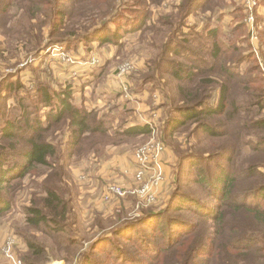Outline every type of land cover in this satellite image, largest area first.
Instances as JSON below:
<instances>
[{
    "label": "rangeland",
    "instance_id": "374dc122",
    "mask_svg": "<svg viewBox=\"0 0 264 264\" xmlns=\"http://www.w3.org/2000/svg\"><path fill=\"white\" fill-rule=\"evenodd\" d=\"M31 1L32 4L11 0L7 17L0 15V156L13 143L2 140L9 126L14 125L17 133L26 123L44 125L45 113L54 109L44 108L38 87L62 95L68 93L74 107L93 110L94 118L108 129L110 125L119 129L125 124L146 125L149 132L114 138V143L105 138L97 148L90 147L92 141L70 148L65 145V126H52L43 134L55 148L49 166L31 170L24 178L4 186L5 194L0 189V201L11 203L10 210L0 216V264H10L4 253L9 241L14 257L30 264H125L132 258L140 264H150L143 254L148 248L156 251L157 237L151 234L152 229L160 217L176 222L182 216L170 212L171 200L201 191L191 184L201 169L197 159L209 152L221 162L232 160L234 173L242 174L248 166L256 165L264 177V153L253 152L254 148L264 150V127H256L258 122L264 124V61L258 56L260 48L264 51V39L259 37L260 33L264 35V0H203L202 6L206 4L201 9L197 7L199 0H194L193 5L186 0H117L114 5L111 0H88L72 6L60 0L55 1L53 9L41 6L38 0ZM71 8L74 14L89 9L87 17L75 22V28L87 31L101 26L103 21L107 28L84 42L68 43L71 49L66 50V43L55 44L46 37L49 18L63 22L58 11ZM141 21L143 32L127 35L120 47L99 43L117 26L128 30ZM204 23L220 33H230L227 39L234 42L236 50L225 54L230 58L228 63L246 56L237 70L242 75L235 74L230 83V100L238 104L242 113L234 123L222 125L223 117L210 122L217 125L219 133H227L218 139L201 132L195 135L193 125L170 136L167 123L173 113L169 109L182 104L177 95L172 96L175 84L168 73L176 65L194 64L190 58L197 57L203 46L201 38L192 31H201ZM173 37L179 41L167 40ZM186 38L191 42L187 44ZM166 42H176L175 54H163ZM123 64H129L131 70L117 77L116 69ZM216 89L211 87L212 103L217 98ZM66 121L65 118L62 122ZM145 148L153 155L141 164L135 154ZM18 161L21 160L8 157L3 163L14 166ZM141 169L139 180L136 176ZM259 181L264 184V179ZM249 184L242 178L235 195L247 196ZM108 187H116L122 194H109ZM50 188L60 195L65 208L33 226L27 221V210L40 208ZM183 216L188 226L198 222L197 216ZM128 224L117 237L115 232ZM256 233L264 237V227ZM28 243L37 249L29 251Z\"/></svg>",
    "mask_w": 264,
    "mask_h": 264
},
{
    "label": "trees",
    "instance_id": "16d2710c",
    "mask_svg": "<svg viewBox=\"0 0 264 264\" xmlns=\"http://www.w3.org/2000/svg\"><path fill=\"white\" fill-rule=\"evenodd\" d=\"M27 1L29 4L33 2ZM38 1L41 6H49L53 9L56 7L55 1L60 0H51L50 3ZM61 1L66 6H72L76 2L81 3L88 0ZM111 1L114 5L117 0ZM187 1L192 5L194 4V0ZM204 2L199 0L197 7L203 8L206 4L202 6ZM10 5H12L11 0H0V15L3 18L7 17L9 13L7 9ZM113 9L112 6V13L114 12ZM187 9L190 10L191 8ZM88 11L89 9L79 10L77 14L72 12V8L65 12L58 11L57 16H62L64 21H57L56 17L54 19L49 18L51 23H49L50 30L47 31V41L50 39L55 44L66 43L63 46L68 50L71 49L68 43L84 42L88 37L99 33L101 29L107 28L104 21L101 26L96 25L94 28H88L87 31L84 28H75V22L87 17ZM143 22L132 25L128 30L117 26L110 35H106L107 37L105 36L99 43H114L120 47L122 40L127 35L143 32ZM211 26L204 23L200 33L195 29L192 31L201 38L203 46L197 57L190 58L194 64L187 67L176 65L168 73L171 81L175 84L172 96L177 95L178 102L182 104L180 108L169 109V112L173 113L167 123L170 128L168 132L170 136L175 134L176 130L189 129L193 125L195 135L201 132L211 139H218L226 136L227 133H219L216 129L217 125L210 122L223 117L222 125L230 121L234 123L237 121V115L242 113L238 104L230 100V83L235 74L242 75L241 71L237 70L241 68L246 56L240 60L233 58V60H237L236 63H228L230 58L225 54L236 50L234 42L231 44V41L227 39L230 38V33H220L217 28ZM42 31L40 30L39 37H42ZM97 37L102 36L98 35ZM220 37L223 39H219ZM259 37L264 39V35L261 33ZM173 39L179 41L176 37L167 40L172 41ZM185 40L187 44L191 42V39L186 38ZM175 43H164L163 54H175ZM258 56L264 61V51L261 48ZM235 67L236 69L231 71ZM213 85L217 88L215 103H212L214 101L213 91L211 92ZM38 90L44 108L47 110V106H49L54 109H49L45 113L44 125L26 123L22 132L20 130L15 133L14 125L9 126L8 130L4 131L5 135H3L2 140L13 142L8 151L1 153L0 156V160L2 159V162L0 161V189H4V194V186L24 178L31 170L49 166L50 159L55 156V148L51 142L43 138V134L49 132L51 127L58 123L61 127L65 126L63 128L66 135L65 145L70 148L84 146L88 141L93 143L91 148H97L100 140L105 138H109L113 142L116 139L135 137L149 132L146 125L135 127L125 124L122 129L113 128L110 125L111 129H108L101 120L94 118L93 110L74 107L68 100L70 98L68 93L62 95L61 93L48 92L44 87H38ZM197 90H200L199 93L195 92ZM65 118L67 121L64 124L62 121ZM256 127H264V124L258 122ZM108 133L113 135L109 136ZM102 146L98 149H101ZM253 152L264 153V150L254 148ZM231 153L233 154V152ZM231 153H228L227 157ZM8 157L21 161H18L19 164L14 166L3 163L4 159ZM197 161L201 169L198 175L192 179L191 184L200 188L201 191L193 196L179 195L171 200L173 206L169 208L170 212L182 214V216L177 217L176 222H166L160 217V221L151 231V234H155L157 237L156 251L148 248L143 256L148 259L150 264H210V261H217L219 264H264V237L256 233L259 228L264 227V184L259 183V180L264 179L263 175L258 172L256 165L248 166L242 174L234 173L232 160L224 159L221 162L216 156L209 155V152ZM190 163L193 162L190 160ZM212 168H215V171L211 172ZM242 178H246L250 182L245 197L236 196L234 193ZM1 196L3 195L0 193V198ZM10 204L5 199L0 201V216L10 210ZM61 208L64 209L65 205L62 203L60 195L52 189L47 190L43 205L40 208L27 210V221L33 226H38L47 216H56ZM43 212L47 215L45 216ZM65 214L64 211L63 216ZM183 214L197 216L198 222L188 226L183 221ZM63 216L61 217L62 222H64ZM201 218L206 221H201ZM208 222H210L209 225L206 224ZM128 226L130 224L123 225L118 232H115V235L120 237L121 232ZM54 230L63 231L61 228H54ZM27 247L29 251L37 249L31 243H28ZM125 255L131 257L128 254ZM197 258H200V261ZM116 262L118 263V261ZM137 263L140 264L141 261H135L132 258L131 262L127 261L125 264Z\"/></svg>",
    "mask_w": 264,
    "mask_h": 264
},
{
    "label": "built area",
    "instance_id": "2783aa9c",
    "mask_svg": "<svg viewBox=\"0 0 264 264\" xmlns=\"http://www.w3.org/2000/svg\"><path fill=\"white\" fill-rule=\"evenodd\" d=\"M117 70V77H123L125 76V74H127L130 70H131V66L129 64H123L121 65L119 68L116 69ZM123 91L127 92V88L123 87ZM159 151V147L156 146V152L155 155H157ZM150 150L145 148V149H141L139 151L136 152L135 157L137 159V161H139L141 164H144L150 157H151ZM143 175V171L142 169L137 173V179H141ZM109 194H114V195H121L122 192L120 189L116 188V187H108L107 189ZM11 246L12 243L9 241L8 243H6L5 247H4V253H5V257L9 260L10 264H23L20 260H18L16 257H14V255L11 252Z\"/></svg>",
    "mask_w": 264,
    "mask_h": 264
}]
</instances>
